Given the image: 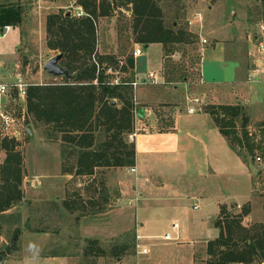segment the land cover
<instances>
[{
	"label": "rangeland",
	"instance_id": "rangeland-1",
	"mask_svg": "<svg viewBox=\"0 0 264 264\" xmlns=\"http://www.w3.org/2000/svg\"><path fill=\"white\" fill-rule=\"evenodd\" d=\"M2 1L0 0L1 3H5ZM30 2L31 10L38 9V0H30ZM77 5L75 1L72 6L68 5L62 8L51 9L50 12L45 13V16L43 14L41 17L36 13V16L31 17V19L29 18V22L24 26L26 33L22 38L21 44L19 42V33L16 29L7 32L6 35H3V31L0 30V61L3 62L0 65V82H13L18 71L24 72L25 78L29 83L42 84L62 81L63 77H53L44 70L47 60L58 52L51 50L47 46L46 17L49 13L60 10L74 14L76 10L75 6ZM161 6L167 24L174 23L175 26L184 28L191 33V42L179 45L178 50L173 55L164 58V62L166 59L172 60L177 64L183 63L184 67L192 75L191 80L194 81L191 87L194 88L193 91L195 92H192V94L202 98L204 105L234 102L233 96L227 91L228 89H224L225 87H217L213 86V84L206 85L201 82L202 80L200 81L201 66L203 68V75L211 81L220 80L219 75L222 73H224L223 77L225 80L234 78L232 60L238 62L240 67L246 68L248 64V38L249 35L253 36L260 31V24L264 19V0L162 1ZM198 12L201 13V17L198 16L201 19L196 17ZM44 17L45 22H43ZM190 21L193 23H190ZM131 23L132 13L130 5L122 7L118 3V6H114L110 16L99 17L98 52L100 54H115L121 60H126L136 46L139 45L142 47L144 53L142 52L143 55L137 59L138 71H145L147 73L153 71L158 73L161 70L164 79H166L165 67L159 70L162 63V54H164L162 53V45L154 43L150 47H144L141 44L134 43ZM204 39L207 40V43H204ZM19 44L20 50L18 51ZM220 57L222 61L218 63L217 61ZM225 63H228V65ZM25 68H28V72L24 71ZM113 74L117 78L128 76V74L121 72ZM250 77L248 76L247 79L249 80ZM134 79L136 80L135 77ZM196 86L197 89H195ZM137 87L139 85L135 87V92L139 94L140 90ZM239 94H242V92ZM176 98H180L181 102L183 100L180 93ZM4 100L7 103V100ZM6 109L21 119L18 123L20 132L18 149L22 154L24 175L22 190L24 197L11 211L16 215H21L20 221L16 222L15 217L8 218V216L0 215V258H8L3 264H18L16 257L19 258L24 255V247L28 244V241L35 238L34 236L37 232L42 233L41 231H44V228L39 226V224L47 223L46 215H44L46 209L50 212L51 218L49 223H47L50 226L46 228L48 231L49 229L53 231L54 234L50 236L44 235L40 240L38 239V249L40 250H33L32 252L43 253L44 249L54 242L60 244V249L62 248V250L69 252L67 255L71 258L70 260H75V263L71 261L72 264H120L116 255L110 254L112 251L111 244H115L117 240L127 245L126 256L132 255L135 230L139 225L136 219L132 221L131 215L127 214L128 223L125 226V230L120 232V235L97 239L98 243L95 244L89 243L88 237L87 240H85L86 238H81V242L77 241L76 238L72 237L74 231L70 230L75 224V220L81 219L82 215L89 214L95 210H106L116 205L114 196L118 192L115 184L120 176L113 173L111 168L100 167L96 169L95 174L86 175V177L84 175H73L67 181L65 178H54L55 175L61 174L62 169L61 142L47 140L44 128L41 125L28 122L30 115L26 107L25 98L8 104ZM161 110L164 109L162 108ZM170 120V117H165V121L170 122ZM29 128H31L32 134L28 132ZM248 128L252 132L256 131L255 125L253 123L250 124V119L248 121ZM129 139L133 140L130 136ZM225 159L226 163L222 165V170L226 172L239 171L235 160L227 156ZM250 160L255 165L259 164L252 158ZM48 175L50 177L46 178L45 176ZM122 176L127 177L128 175L125 172ZM252 180V194L249 201L242 203L243 200H235L228 196L222 199V206H226L233 213H239L246 207L250 208V213L243 219V222L248 226L258 222L264 223V169L254 174ZM56 182H59L58 187H56ZM241 182V186L247 185L245 178H242ZM223 187V192H226L227 189ZM79 193L83 200L94 198L96 200L94 206H91L87 201H80ZM239 193L243 194L242 191ZM104 196L108 197V201H104ZM66 199L76 201L72 205L75 207L73 211H69L63 204ZM190 203L201 204V201L192 199ZM126 205L127 202L125 201L121 207H126ZM209 206L206 203L205 205H201L200 209L193 210L192 212L201 214L202 218L208 220L209 224V219L206 218L204 213L205 208L209 209ZM31 212H37V215L30 221L28 216ZM40 213L42 214L40 215ZM94 214L95 212L90 214L91 217H88L92 219V222H95V217H92ZM213 216L214 218H211V222L214 224L220 216V211ZM55 219L56 221H54ZM88 222L90 221L88 220ZM15 227L18 230L17 240L19 249L13 250L12 254L8 255L6 249L14 239L13 230ZM210 227L213 229L211 225ZM57 228L58 230H55ZM214 231H217V229L215 228ZM140 232L147 235L142 230ZM209 234L210 231H206V229L202 232V236L204 237ZM69 235L71 236V240L68 238ZM205 239L200 238L201 241L195 242V244H198L196 249L197 264H206L205 261H207L205 259L203 262L201 261L202 257L205 256L204 246L207 244ZM84 240L85 242H82ZM164 241L166 240L162 238H146L145 244L149 247L150 252L147 255L138 257L140 264H146L147 262L150 264L149 259L154 257L157 250L161 248L158 245ZM176 242L175 239L168 241L169 244H176ZM90 244L93 251L88 250L87 255L83 256L85 249L87 250ZM95 248H103L105 250L104 254H100L102 252L98 250L95 252ZM136 260L137 258L135 257L133 262ZM259 263L257 261L254 264Z\"/></svg>",
	"mask_w": 264,
	"mask_h": 264
},
{
	"label": "trees",
	"instance_id": "trees-1",
	"mask_svg": "<svg viewBox=\"0 0 264 264\" xmlns=\"http://www.w3.org/2000/svg\"><path fill=\"white\" fill-rule=\"evenodd\" d=\"M162 1L180 0H76L83 14L60 10L47 15V46L64 54L61 63L75 73V77L30 83L25 101L30 115L28 122L41 125L47 140L61 142V174L93 175L100 167L135 166L136 144L129 139L135 130L138 108L132 84L135 57L132 52L120 64L117 55L98 52V19L110 16L118 3L122 7L130 5L133 42L144 47L160 43L163 58L169 57L179 45L191 42V33L174 23L167 24ZM23 21L22 4H0V30L6 26H21ZM164 67L165 85L174 86L192 78L183 63L165 59ZM109 70L128 76L116 81L117 77ZM205 111L214 117L220 132L240 156L246 160H255L258 154L264 156V121L256 126V131H250L249 118L240 103L208 104ZM18 146V138L3 136L0 132V215L15 217L16 222L20 221V214L5 213L24 197L22 154ZM83 201L91 206L96 203L94 198ZM104 201H108L107 196ZM75 202L66 199L63 204L73 211ZM249 213V207L239 213L221 207L215 221L219 235L207 243L206 264L264 262V223L246 225L243 219ZM13 231V240H17L16 227ZM89 241L98 243L97 239ZM91 244L84 254L93 251ZM133 248L134 244L132 254L135 253ZM97 250L102 255L105 252L103 248H95V252ZM111 250L110 254L116 258L127 255L124 243L111 244Z\"/></svg>",
	"mask_w": 264,
	"mask_h": 264
},
{
	"label": "crops",
	"instance_id": "crops-1",
	"mask_svg": "<svg viewBox=\"0 0 264 264\" xmlns=\"http://www.w3.org/2000/svg\"><path fill=\"white\" fill-rule=\"evenodd\" d=\"M75 1L38 0V9L31 10L30 0H3L2 2L5 3L0 2V4L20 3L24 9L23 24L15 27L10 26L9 29L4 28L3 35L16 29L21 44L26 33L24 26L31 17L36 16V13L40 17L43 14L45 16L51 9L72 6ZM75 7L74 14H77L82 8L78 5ZM43 22H45V17ZM247 43V69L240 67L238 62L232 60L234 78L225 80L224 73H222L219 75L220 80L211 81L203 75L201 66L200 81L202 80L201 82L206 85L213 84V86H222L225 87L224 89H228L227 91L230 92L235 101L226 103H240L244 107L246 115L249 116L250 124L253 123L256 127L264 121V50L260 51L258 48L260 43L264 44V34L258 31L253 36L249 35ZM137 59L138 57L135 58L134 72L136 80H139L146 77L148 73L138 71ZM221 61L220 57L217 62L221 63ZM2 64L3 62L0 61V65ZM225 64L228 65V63ZM163 67L164 58L162 54L159 70ZM24 71L28 72V68H25ZM157 74L164 78L161 70ZM248 76L252 78L250 77L248 80ZM192 84L194 81L188 80L180 81L174 86L144 83L137 87L140 90L139 94L135 92L136 104L138 105L135 121L137 135L133 138L136 144L135 166L137 173L130 172L129 168L111 167L113 173L120 176L115 184L118 192L114 196L116 205L106 210L92 211L91 213L95 212L92 215L95 217V222L88 218L91 217V213L82 215L81 219L75 220V224L70 230L74 231L72 237L76 238L77 241L81 242V238L87 240V237L89 239H101L107 236L120 235L128 223V214L131 215L132 221L133 219L138 221L140 230L149 236H162L171 232L176 237V244H169L168 241H164L158 245L161 248L157 250L153 258L149 259L150 264H197L196 249L198 244L195 242L201 241L200 238H206L205 241L208 243L209 240L219 235V229L215 223L211 222V216L219 213L223 203L222 199L228 196L235 200H243L242 203L250 200L252 177H254L249 165L251 160L250 158L244 159L229 145L215 124L214 117L205 111L207 104L195 105L196 110L194 112L188 110L194 104L189 100L195 97L192 94L195 92L193 91L194 88L191 87ZM240 92L242 94H239ZM179 93L182 95V102L180 98H176ZM162 108L164 110H161ZM165 117H170V122L165 121ZM226 156L237 162L239 171L226 172L221 169L222 165L226 163ZM256 166L258 173L262 168L259 164ZM125 172L128 176L121 177ZM45 177L48 178L50 175ZM72 177L71 174H59L55 175L54 178H65L67 181ZM242 178H245L246 186H241ZM58 186L59 182H56V187ZM223 186L227 189L226 192H223ZM241 191L242 195L239 193ZM138 192L140 194L139 200L130 204L129 202L137 196ZM192 199L200 200L201 204L190 203ZM122 201L127 202L126 207H121ZM206 203L210 205V208H205L204 212L206 218L209 219V224L208 220H204L201 214L192 212L200 209L201 205ZM238 206L240 205L238 204ZM12 209L6 211L5 214L12 213ZM35 215L37 212L29 213L28 219L31 221ZM44 215H46L45 218L49 223L51 218L47 209ZM175 221L179 223L178 230L172 228ZM47 223L39 224L44 228V231H41L42 233L35 232V238L29 240L24 247V255L19 258L16 257L18 264H72L71 261L75 263V260H70L71 258L67 255L69 252L60 249V244L54 242L45 248L43 253L32 252L33 250H40L38 249V239L40 240L44 235L54 234L53 231L50 229L48 231L46 228L50 226ZM215 228L217 231H214ZM205 229L206 231L209 230L210 234L204 237L202 232ZM68 238L71 240L70 235ZM120 243L116 240L115 244ZM57 248L59 249L57 250ZM204 253L202 262L208 258L207 244L204 246ZM7 259L0 261V264H3ZM134 259L133 253L129 256L118 257V262L120 264H132Z\"/></svg>",
	"mask_w": 264,
	"mask_h": 264
},
{
	"label": "built area",
	"instance_id": "built-area-1",
	"mask_svg": "<svg viewBox=\"0 0 264 264\" xmlns=\"http://www.w3.org/2000/svg\"><path fill=\"white\" fill-rule=\"evenodd\" d=\"M83 9H80V11L77 13V15L83 14ZM201 17V13L198 12L196 14V17ZM198 17V18H199ZM201 19V18H199ZM190 23H193L190 21ZM10 26H6L5 29H9ZM260 33L264 34V19L261 21L260 24ZM204 43H207V40L204 39ZM258 48L260 51L264 50V44L260 43L258 45ZM142 47L137 45L136 48L133 50L134 57H139L142 55ZM123 63V60L120 61V64ZM109 72H112V70H109ZM118 73V72H115ZM119 78H116V81H118ZM149 83V84H166V81L163 77L158 75L155 72H150L147 74L146 77L141 78L139 80H134L132 82L134 88L140 84ZM30 83L26 80L24 72L18 71L15 75V79L13 82H0V132L3 136H15L16 138L19 137L20 132L18 129V123L21 120L19 117L15 116L13 113L8 111L6 107H8V104H12L14 101H20L26 98L27 96V90ZM21 98V99H20ZM7 100V103L5 100ZM191 103H194L192 106L189 107L190 112H194L196 110L195 105L197 104H203L202 98L195 96L189 99ZM136 118H137V112H136ZM137 135L136 127L134 132L130 134V137L133 139ZM19 139V138H18ZM255 160L261 165V168L264 169V157L262 155H258L255 157ZM130 172L137 173L136 166L129 168ZM139 192L137 193V196L133 198L132 202H137L139 200ZM195 208L197 206L195 205ZM139 225V224H138ZM172 228L174 230L179 229V223L177 221L173 222ZM146 238H162L166 241L174 240L176 237L171 234V232H167L162 236H149L142 234L140 232V228L138 227L135 230V239H134V248H135V257L137 260L133 262L132 264H140L138 261V257L141 255H147L150 252L149 247L145 244ZM255 262L249 263L254 264ZM259 264H264V262H260Z\"/></svg>",
	"mask_w": 264,
	"mask_h": 264
},
{
	"label": "water",
	"instance_id": "water-1",
	"mask_svg": "<svg viewBox=\"0 0 264 264\" xmlns=\"http://www.w3.org/2000/svg\"><path fill=\"white\" fill-rule=\"evenodd\" d=\"M64 57V54L61 52L56 53L55 55L51 56L47 62L44 65V70L47 71V73L53 77H63L68 79H73L75 77V73H72L69 71L66 66H64L61 63L62 58ZM113 104L116 103V101L112 102ZM29 133L32 134L31 128L28 129ZM250 169L254 174L257 173L258 169L257 166L250 161L249 163ZM211 218H214V216H211ZM18 248V241L12 240V242L8 245L6 249L7 254H12L13 250H16Z\"/></svg>",
	"mask_w": 264,
	"mask_h": 264
}]
</instances>
